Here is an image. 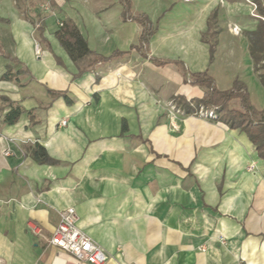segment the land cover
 <instances>
[{
	"label": "crops",
	"instance_id": "1",
	"mask_svg": "<svg viewBox=\"0 0 264 264\" xmlns=\"http://www.w3.org/2000/svg\"><path fill=\"white\" fill-rule=\"evenodd\" d=\"M124 1L131 17L150 21L146 44L138 41L141 26L124 20ZM211 1L53 0L52 8L48 0L44 9L54 16L75 23L71 10L82 6L90 17L100 14L105 25H118L75 23L89 50L108 58L76 76L53 35L58 18L54 28L43 25L39 40L14 1L0 0L7 19L0 49L32 78L23 77L21 87L0 81V97L23 110L14 125L0 119V264H62L49 239L67 208H74L79 230L102 249L104 264H264V162L244 133L187 114L177 102L200 98L190 76L207 72L220 91L240 80L251 105L264 109V87L243 36L257 22L237 25ZM214 12L219 33L210 62L202 36ZM233 25L238 36L230 32ZM0 59L1 76L6 62ZM135 78L146 83V97L158 91L163 100L173 99L166 109L172 106L175 120L140 112L125 86ZM46 89L67 100H50ZM147 107L156 108L152 102ZM34 144L58 164H37ZM6 149L10 156L3 155Z\"/></svg>",
	"mask_w": 264,
	"mask_h": 264
},
{
	"label": "trees",
	"instance_id": "2",
	"mask_svg": "<svg viewBox=\"0 0 264 264\" xmlns=\"http://www.w3.org/2000/svg\"><path fill=\"white\" fill-rule=\"evenodd\" d=\"M252 2L257 6L258 15L264 17V4H261L260 0H253ZM49 3L52 8L55 7L53 0H49ZM129 12V3L124 1V20L135 21L141 26L142 31L138 41L140 45L146 44L148 38L153 33L150 21L145 15L131 17ZM23 17L36 28L38 39H43V26H36V22L28 17L26 13H23ZM216 18L217 12H214L208 20V33L202 36V41L208 45L210 62L213 60L217 46V35L219 33V30H216L215 26ZM58 22L60 25H57L53 35L69 60L76 67V76H80L92 70L95 65L108 60V58L96 55L89 50L86 40L70 18L63 16L62 18H58ZM243 36L248 42V53L252 62L253 72L258 76L260 83L264 87V21L258 20L255 29L243 32ZM0 58L6 62L5 71L0 76V81L13 82L21 87L23 86L21 84L23 77L26 76L32 79L28 70L17 59L3 53L1 49ZM96 81H98L97 78ZM190 82L202 90V96L191 100L177 98L178 104L183 106L185 112L192 114L200 108L206 111H214L215 119L218 122L231 129L239 130L246 135L257 157L264 162V109L258 111L251 105L245 85L240 80L235 79L229 89L220 91L215 87L213 79L208 76L207 72L192 74ZM45 91L52 101L58 98L67 100V96L63 92H56L50 89H46ZM5 110L7 112L2 116ZM22 113L23 110L19 103L10 101L5 97H0V119L2 124L8 126L14 125ZM28 115L31 116V112ZM122 129H125L124 123ZM30 152L32 159L37 164H58L38 144H34Z\"/></svg>",
	"mask_w": 264,
	"mask_h": 264
},
{
	"label": "rangeland",
	"instance_id": "3",
	"mask_svg": "<svg viewBox=\"0 0 264 264\" xmlns=\"http://www.w3.org/2000/svg\"><path fill=\"white\" fill-rule=\"evenodd\" d=\"M16 4V7L18 9V12L20 16L23 15V13H28V17L32 18L36 22V26H47L48 29L56 27V18H62L63 16L66 17V15H58L55 14L52 15V11H50V8L44 9L47 7L48 0H13ZM248 1L253 0H215L217 4H219V7L221 8V12L224 11L226 18H229V21H233L237 23V25H241L244 20H252L253 22H257L258 19L253 18L251 14L252 7L248 3ZM213 4H215L213 1ZM49 7V5H48ZM72 19L75 21L77 26L83 27H91V26H118L116 23H113V25H105L103 21V18L100 16V14L95 15L93 17L88 16L82 6H76L75 9L71 10ZM54 12V11H53ZM228 13V14H227ZM254 14H258V11ZM169 21L168 23L172 24V21L174 20L172 18H167ZM7 23V19L1 15L0 13V34H5V26ZM115 24V25H114ZM134 26V25H133ZM246 26V25H245ZM4 38V37H3ZM4 47L6 48V45H1V48L4 50ZM3 61L0 59V67L2 66ZM159 78H162V74L158 76ZM159 78H156V82L159 80ZM133 81V85H125L126 87L130 88L134 92V98L131 100L133 102H136L140 108V112H142L145 116H149L151 113H158L160 117H168L169 110L167 112V109H169V104H174L173 99H167L163 100L161 96H159L157 93L158 91L154 92V97L149 96L146 97V95L143 93L147 90V85L144 82V80H140L139 78H135ZM144 82V83H143ZM221 86V85H220ZM156 87V85H155ZM161 88V86H159ZM151 92L149 91V94ZM150 98V99H149ZM154 103L155 109L152 110L148 109L147 104ZM235 106V105H233ZM147 107V108H146ZM172 108V106H171ZM170 108V110H171ZM45 260V259H44Z\"/></svg>",
	"mask_w": 264,
	"mask_h": 264
},
{
	"label": "built area",
	"instance_id": "4",
	"mask_svg": "<svg viewBox=\"0 0 264 264\" xmlns=\"http://www.w3.org/2000/svg\"><path fill=\"white\" fill-rule=\"evenodd\" d=\"M183 3H190L192 0H182ZM261 4H264V0H260ZM251 5V16L258 20L264 21V17L258 14H254L257 10V6L248 1ZM57 25H60L57 22ZM230 32L238 36L241 32L240 28L236 25H233L230 28ZM36 55H39L40 52L37 48H35ZM195 113L199 114L200 116L206 118H213L215 119L216 116L214 111L203 110L200 108ZM168 118L172 122L176 118V112L171 108L168 113ZM62 126H65V121L61 122ZM12 153L9 149H6L3 152L4 156H10ZM253 167L251 166L249 170H252ZM77 219L76 213L74 208H67L60 212L58 224L52 233L49 244L59 250L58 257L55 261H59L63 259L62 264H104L105 263V255L102 249L94 244L92 240L79 228L77 227ZM31 230L35 232V228L31 227ZM123 264H131V263H123Z\"/></svg>",
	"mask_w": 264,
	"mask_h": 264
}]
</instances>
